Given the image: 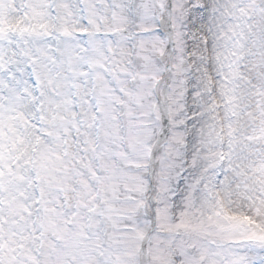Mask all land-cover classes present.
I'll use <instances>...</instances> for the list:
<instances>
[{"label": "snow or ice", "instance_id": "1", "mask_svg": "<svg viewBox=\"0 0 264 264\" xmlns=\"http://www.w3.org/2000/svg\"><path fill=\"white\" fill-rule=\"evenodd\" d=\"M0 264H264V0H0Z\"/></svg>", "mask_w": 264, "mask_h": 264}]
</instances>
